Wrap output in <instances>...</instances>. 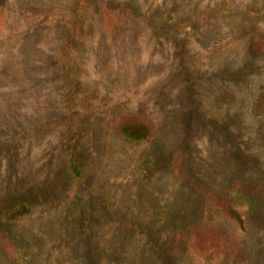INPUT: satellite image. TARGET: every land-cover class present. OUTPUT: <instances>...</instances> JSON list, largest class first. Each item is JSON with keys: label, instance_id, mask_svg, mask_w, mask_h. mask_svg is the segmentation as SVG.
<instances>
[{"label": "rangeland", "instance_id": "rangeland-1", "mask_svg": "<svg viewBox=\"0 0 264 264\" xmlns=\"http://www.w3.org/2000/svg\"><path fill=\"white\" fill-rule=\"evenodd\" d=\"M233 182L264 264V0H0V264H208Z\"/></svg>", "mask_w": 264, "mask_h": 264}, {"label": "trees", "instance_id": "trees-1", "mask_svg": "<svg viewBox=\"0 0 264 264\" xmlns=\"http://www.w3.org/2000/svg\"><path fill=\"white\" fill-rule=\"evenodd\" d=\"M153 126L135 120H124L117 126V131L130 142L149 140L154 135ZM70 169L79 177L81 171L78 163L73 159ZM226 194L211 197L210 205L222 218V225L209 219H201L197 226L190 231V248H202L207 255L208 264H241L242 256L246 249L245 233L247 232L246 205L250 198L246 192H242L237 182L228 187ZM214 199V201H213ZM30 212L27 204L22 203L5 214L6 221H14L22 218ZM177 229L176 232L179 230ZM182 232L179 231V235ZM177 235V233H176ZM197 247V248H196ZM195 251V250H194ZM242 251V253H241ZM241 253V254H240Z\"/></svg>", "mask_w": 264, "mask_h": 264}]
</instances>
